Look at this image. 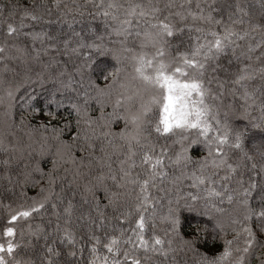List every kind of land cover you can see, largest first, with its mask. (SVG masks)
<instances>
[{
    "label": "snow or ice",
    "instance_id": "1",
    "mask_svg": "<svg viewBox=\"0 0 264 264\" xmlns=\"http://www.w3.org/2000/svg\"><path fill=\"white\" fill-rule=\"evenodd\" d=\"M0 108L13 186L0 264H177L178 251L264 264V12L243 0H0ZM26 234L44 240L39 261Z\"/></svg>",
    "mask_w": 264,
    "mask_h": 264
},
{
    "label": "trees",
    "instance_id": "2",
    "mask_svg": "<svg viewBox=\"0 0 264 264\" xmlns=\"http://www.w3.org/2000/svg\"><path fill=\"white\" fill-rule=\"evenodd\" d=\"M233 0H218V3L222 4V5H226L228 3H232ZM243 3L248 7L249 11L253 14V16L260 18L261 13L264 12V8L261 7V0H243ZM85 20H87V18H85ZM76 30L80 31V25L76 26ZM53 31H56V26L53 27ZM86 31V29H85ZM103 59V58H101ZM222 68L219 72V74L223 77L225 75L223 68L227 66V61L226 58H221L220 61ZM98 75V73H95L94 76ZM100 83H103V81H99ZM231 100L230 96H226L225 97V103H228ZM39 106V104H38ZM106 111H111V108L109 107L108 109H106ZM17 112H19V109H17ZM94 116L99 115V111H98V106L93 105V113ZM17 121L19 120V115L16 116ZM45 117L43 115V113H41L40 115H37L34 119H32V124L36 125L40 120H44ZM2 124H3V109L0 108V128H2ZM123 127V123L119 122L113 125V130L115 131H119L120 128ZM17 135L19 137H21L23 140H27V136L26 133L24 131H21L19 129H16ZM68 138V135L65 136V139ZM258 143V141L256 142ZM202 153H200L198 150L193 152V155H201ZM4 156L3 154H0V159H3ZM35 160H39L40 162V167L43 168L45 171H47L48 169L51 168V158L50 157H39L38 154L34 153L33 154V161ZM23 171L22 167L20 165H17L16 163H13L10 169L11 175L13 180H15L17 178V175L19 172ZM4 176V167L2 165H0V199H4L5 202H7V199L9 197H11L12 192L11 191H6V189H11L13 186L10 185L8 183L7 180H5L3 178ZM33 179L36 180H40V174L39 173H33ZM42 183L46 184V180L42 181ZM28 191L29 195H36V193L38 192V188H33L31 185L28 186V188L26 189ZM59 190V188L57 189ZM15 191L19 192V186H15ZM0 215H2V210H0ZM187 216L191 217L193 215H195L194 213L191 214H186ZM48 217L45 216L43 219H41L40 216H36L32 221H30L31 225L33 228H35L37 225H43L48 231H51V227L50 225H48L47 223ZM18 227H23L25 230V233H27V224L21 222L20 225H18ZM185 234H190L189 230H188V226L185 225ZM19 239V237H17ZM29 241L31 242L32 245H34V248H24L22 249V251L26 254V255H31L34 259H36L37 261H39L40 259V255L43 251V244H44V240L41 237L40 239H37L35 237H31L28 236L27 234L24 236V243L27 245L29 243ZM49 243H51V239L49 240ZM199 246V245H198ZM57 247H60L62 254L66 252V248L61 246V245H57ZM202 250H208L211 251L212 248H204L203 246ZM214 248L218 249L219 248V244L214 245ZM88 255L87 250L85 251V256ZM175 258L177 261V264H194L195 261V256L191 253V252H184V251H178L175 254ZM64 259H71L68 258L64 255H62L61 260Z\"/></svg>",
    "mask_w": 264,
    "mask_h": 264
}]
</instances>
